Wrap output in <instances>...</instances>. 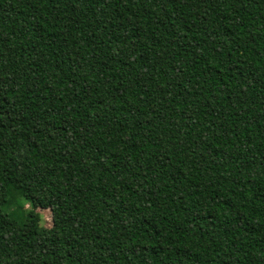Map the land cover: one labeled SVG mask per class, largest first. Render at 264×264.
I'll return each mask as SVG.
<instances>
[{"label":"trees","instance_id":"trees-1","mask_svg":"<svg viewBox=\"0 0 264 264\" xmlns=\"http://www.w3.org/2000/svg\"><path fill=\"white\" fill-rule=\"evenodd\" d=\"M0 264H264V0H0Z\"/></svg>","mask_w":264,"mask_h":264},{"label":"rangeland","instance_id":"rangeland-1","mask_svg":"<svg viewBox=\"0 0 264 264\" xmlns=\"http://www.w3.org/2000/svg\"><path fill=\"white\" fill-rule=\"evenodd\" d=\"M12 195H14V192L12 193ZM11 197L17 206L23 205L24 201L22 200V198H20V196L17 195V196H11ZM26 206L27 205L25 204V207ZM40 215H41V224L49 226L51 224V213L48 210H43V211H40Z\"/></svg>","mask_w":264,"mask_h":264}]
</instances>
